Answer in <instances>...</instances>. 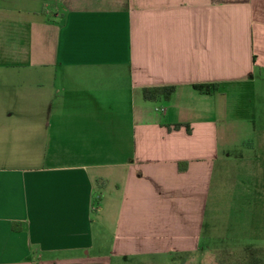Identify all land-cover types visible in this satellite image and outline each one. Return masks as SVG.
<instances>
[{"label": "crops", "instance_id": "0c3cea01", "mask_svg": "<svg viewBox=\"0 0 264 264\" xmlns=\"http://www.w3.org/2000/svg\"><path fill=\"white\" fill-rule=\"evenodd\" d=\"M263 72L264 0H0V264L195 254Z\"/></svg>", "mask_w": 264, "mask_h": 264}, {"label": "rangeland", "instance_id": "374dc122", "mask_svg": "<svg viewBox=\"0 0 264 264\" xmlns=\"http://www.w3.org/2000/svg\"><path fill=\"white\" fill-rule=\"evenodd\" d=\"M255 85V93L235 95L244 110L218 128L219 157L199 251L153 256L146 264H244L264 247V72Z\"/></svg>", "mask_w": 264, "mask_h": 264}, {"label": "trees", "instance_id": "16d2710c", "mask_svg": "<svg viewBox=\"0 0 264 264\" xmlns=\"http://www.w3.org/2000/svg\"><path fill=\"white\" fill-rule=\"evenodd\" d=\"M193 88L202 94H212L216 91L217 86L207 87L196 85ZM175 91V87H157L143 89V99L145 101H155L157 99H164L168 101ZM258 253L254 256L247 257L244 264H264V247L256 249ZM260 252V253H259Z\"/></svg>", "mask_w": 264, "mask_h": 264}]
</instances>
